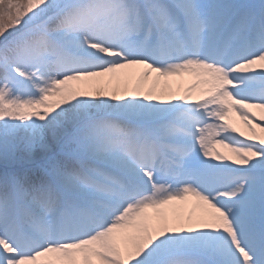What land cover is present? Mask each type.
<instances>
[{
  "label": "snow or ice",
  "instance_id": "1",
  "mask_svg": "<svg viewBox=\"0 0 264 264\" xmlns=\"http://www.w3.org/2000/svg\"><path fill=\"white\" fill-rule=\"evenodd\" d=\"M0 264H264V0H0Z\"/></svg>",
  "mask_w": 264,
  "mask_h": 264
},
{
  "label": "bare ground",
  "instance_id": "2",
  "mask_svg": "<svg viewBox=\"0 0 264 264\" xmlns=\"http://www.w3.org/2000/svg\"><path fill=\"white\" fill-rule=\"evenodd\" d=\"M124 72H131L133 73L134 76H138L139 73H140V69L139 68H130V69H125V70H122ZM165 78H161V83L159 85H157V88H160L163 86V81H164ZM169 83L171 84V87L172 89L175 91L177 90L178 88H183V87H187L189 84L191 83H194L195 82V77L192 76L191 74H184L182 77H170V78H167ZM152 82V76L148 77L147 78V82H145L142 87L144 88V90L147 89L149 83ZM206 87V85H198L197 88L194 90V93H193V96L195 95H198L204 88ZM121 88H123V86H121ZM229 119V122L232 123L234 126H236L237 128H239L240 130L242 131H245L246 132V129L244 128L243 124H242V121L240 119V116L236 113V112H232L230 114V117L228 118ZM216 151L220 152L221 154L225 155V156H232L234 155V153L231 152V150L229 148H226L220 144H217L216 146ZM214 158V157H213ZM184 202V203H183ZM185 203H188V206H189V209H190V206L194 205L196 206L197 205V201H196V198L195 197H192V196H189L187 198V201H174L172 202V208L174 211H172L170 208H166L164 209V211L169 215H173V214H176V215H180L181 216V213L178 211L179 209H181L183 207V204ZM174 205V207H173ZM197 208L199 210H202L201 207H198ZM180 213V214H179ZM188 215H197L198 213H192L191 212V209L190 211L187 212ZM187 215V216H188ZM182 216H185L186 217V214L183 213Z\"/></svg>",
  "mask_w": 264,
  "mask_h": 264
},
{
  "label": "rangeland",
  "instance_id": "3",
  "mask_svg": "<svg viewBox=\"0 0 264 264\" xmlns=\"http://www.w3.org/2000/svg\"><path fill=\"white\" fill-rule=\"evenodd\" d=\"M242 124H243V126H244V128L246 129V132L248 131L247 130V128L245 127V125H244V123L242 122ZM184 203V202H183ZM170 207H172L171 205H169V206H167V208H170ZM166 208V206H164V209ZM172 211H174L172 208H170ZM190 209H191V212L192 213H198L197 215H199L200 213H201V211L202 210H199L198 208H197V206H194V205H192V206H190ZM190 209H189V206H188V203H185V204H183V207L181 208V209H179L178 211L181 213V216L183 215V213L184 214H186V216L188 215V211H190ZM150 213H152L153 212V210H148ZM179 213V214H180Z\"/></svg>",
  "mask_w": 264,
  "mask_h": 264
}]
</instances>
